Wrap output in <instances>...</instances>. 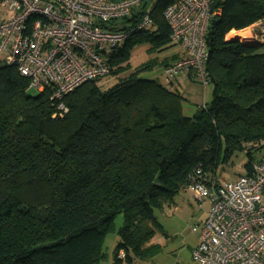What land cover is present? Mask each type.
<instances>
[{
    "label": "trees",
    "instance_id": "16d2710c",
    "mask_svg": "<svg viewBox=\"0 0 264 264\" xmlns=\"http://www.w3.org/2000/svg\"><path fill=\"white\" fill-rule=\"evenodd\" d=\"M210 1V98L191 114L184 113L179 91L141 75L155 67L163 73L180 58L153 54L175 45L162 14L172 0H155L153 28L132 29L105 55L106 76L115 78L110 86L99 85L103 76L59 100L48 87L29 95V78L0 61V264L151 258L160 250L150 244L160 226L156 210L174 205L196 180L218 181L219 167L241 152L243 174L251 173L264 154V52H258L264 43L226 35L242 20L264 25V0ZM148 2L125 21H137ZM142 45L147 58L133 67L131 53ZM114 231L118 242L108 258L104 239Z\"/></svg>",
    "mask_w": 264,
    "mask_h": 264
},
{
    "label": "built area",
    "instance_id": "2783aa9c",
    "mask_svg": "<svg viewBox=\"0 0 264 264\" xmlns=\"http://www.w3.org/2000/svg\"><path fill=\"white\" fill-rule=\"evenodd\" d=\"M141 1L1 0L6 9L0 19L3 62L28 77L30 87H48L59 100L85 80L105 76V55L132 29L153 28L150 11L155 0H149L137 21H125ZM162 14L170 42L182 51L163 68L166 80L192 73L207 86L205 34L211 1L172 0ZM260 33L264 42V27ZM196 173L200 176V169ZM188 188L209 203L205 218L192 228L197 234L191 250L195 264H264V154L250 174L222 182L199 179ZM117 256L124 258V252Z\"/></svg>",
    "mask_w": 264,
    "mask_h": 264
},
{
    "label": "rangeland",
    "instance_id": "374dc122",
    "mask_svg": "<svg viewBox=\"0 0 264 264\" xmlns=\"http://www.w3.org/2000/svg\"><path fill=\"white\" fill-rule=\"evenodd\" d=\"M1 3V2H0ZM0 9L2 11V17H6V9L0 4ZM264 27L263 24L258 25V31L260 36V30ZM231 31H233L231 33ZM228 32L226 38H240L243 37L242 31L231 30ZM244 40V39H243ZM248 41V40H247ZM244 42V43H249ZM253 43V42H251ZM172 45L171 48H173ZM146 46H136L131 53L130 64L134 67L142 60L147 58ZM141 52V55L137 53ZM162 52H155L153 54L161 56ZM146 54V55H145ZM3 54L0 53V61L3 60ZM146 57V58H145ZM131 66V67H132ZM142 77L148 79H156L163 85H167L168 82L163 75L160 68L155 67L151 71H147L141 74ZM115 78L112 75L104 76L99 80V85L102 87L110 86L114 83ZM200 88H203L201 82H196ZM206 89V100L210 98V86H204ZM29 95H36L38 91L29 87L27 89ZM246 155L244 152L233 156L229 164H225L219 167L216 177L219 182L234 180L241 173V165L245 163ZM186 201L181 203L180 199L175 201L174 205H166L161 210H156L155 215L160 224L159 228L153 233L150 244H159L160 250L157 251L151 258L148 259H136L131 263L125 262V264H195L191 256V250L196 245L197 234L192 230L194 226H198L201 220L206 216L208 210V202L198 200L194 197L191 191L185 190L183 192ZM177 206L176 209L174 207ZM115 229H117L122 224V215L119 214L114 219ZM118 242V235L116 231L108 233L105 235L104 239V251L107 252L108 258L111 257L112 252ZM109 260V259H108ZM106 264V263H104Z\"/></svg>",
    "mask_w": 264,
    "mask_h": 264
},
{
    "label": "crops",
    "instance_id": "0c3cea01",
    "mask_svg": "<svg viewBox=\"0 0 264 264\" xmlns=\"http://www.w3.org/2000/svg\"><path fill=\"white\" fill-rule=\"evenodd\" d=\"M2 18L4 17H2V11L0 9V19ZM259 24H261V22L247 24L245 20H242L238 22L233 28H238L239 30L237 32L242 31L243 37L247 39L248 41L250 40L249 43L253 42L251 44L264 43V42H261V40L259 41V37L257 35L259 34V31L257 29ZM233 28L231 30H233ZM171 47H169L166 51H164L162 53V56L167 57L170 61L182 56L181 48L178 45H174L173 48ZM258 52H264V45L258 49ZM137 54L141 55V52H138ZM198 81L199 80H197L192 73H181V74H178L173 80L166 82L168 83L167 85H165L166 87H168L171 90L179 91L180 94L183 96L184 98L183 111L185 114L193 113L198 106H202L207 101L206 100L207 92L205 91L206 89L204 88V86L203 88H200L201 86L196 84V82L198 83ZM240 173L243 174V170H241ZM185 190L187 189H183L177 194L174 202L178 201V199H180L181 203L186 201L185 196H183L184 195L183 192ZM208 206H209V203H208ZM176 208L177 206L174 207V209ZM106 264H110V263L107 262Z\"/></svg>",
    "mask_w": 264,
    "mask_h": 264
},
{
    "label": "water",
    "instance_id": "95a60500",
    "mask_svg": "<svg viewBox=\"0 0 264 264\" xmlns=\"http://www.w3.org/2000/svg\"><path fill=\"white\" fill-rule=\"evenodd\" d=\"M236 39L240 40L242 43H244V42L247 41V39H245V38H242V39H244V40H242L239 36H238ZM254 44H255V43H254Z\"/></svg>",
    "mask_w": 264,
    "mask_h": 264
},
{
    "label": "bare ground",
    "instance_id": "6f19581e",
    "mask_svg": "<svg viewBox=\"0 0 264 264\" xmlns=\"http://www.w3.org/2000/svg\"><path fill=\"white\" fill-rule=\"evenodd\" d=\"M233 31H231V33H232ZM3 61V60H2ZM30 87V86H29ZM38 91H40V90H38Z\"/></svg>",
    "mask_w": 264,
    "mask_h": 264
}]
</instances>
